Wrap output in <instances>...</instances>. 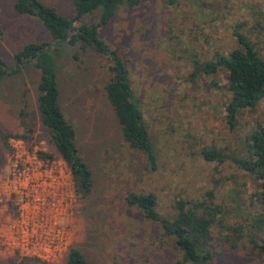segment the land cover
<instances>
[{
  "label": "rangeland",
  "instance_id": "1",
  "mask_svg": "<svg viewBox=\"0 0 264 264\" xmlns=\"http://www.w3.org/2000/svg\"><path fill=\"white\" fill-rule=\"evenodd\" d=\"M43 1L60 15L70 14V0ZM11 3L0 0V60L7 69L13 66L12 55L25 43L50 42L39 23L15 14ZM234 31L264 61V0H173L172 4L142 0L132 10L120 7L99 29L100 39L126 63L156 154L154 172L147 170L140 152L119 138L102 91L108 78L107 62L62 46L55 63L59 103L74 128L79 156L92 172V191L86 200L75 194L69 170L40 123L39 72L28 64L3 76L0 230L5 231L16 216V197L7 184L15 141H21L29 154L52 156L44 161L60 174L72 201L66 215L57 220L66 240L49 259L20 257L0 239V264H64L71 247L91 264H173L180 254L172 242L161 235L155 222L144 220L134 207L127 206L124 197L129 192L153 193L156 211L164 215L170 213L173 201L201 200L207 191L220 206L218 218L225 229L211 228L212 257L206 264H264V218L255 197L258 181L233 162L246 157L245 136L256 124L264 125V96L254 107L240 111L229 130L224 115L229 95L222 73L190 76L194 61L211 62L215 53L227 55L238 48ZM4 135H9L6 146ZM205 151L216 152L223 162L205 160ZM237 226L240 236L232 231Z\"/></svg>",
  "mask_w": 264,
  "mask_h": 264
},
{
  "label": "trees",
  "instance_id": "2",
  "mask_svg": "<svg viewBox=\"0 0 264 264\" xmlns=\"http://www.w3.org/2000/svg\"><path fill=\"white\" fill-rule=\"evenodd\" d=\"M142 0H70L68 16L60 15L43 0H12L11 9L17 15L34 18L50 42H28L12 55L13 66L7 69L0 60V80L30 64L39 72L37 84V109L40 123L46 130L55 153L69 170L74 192L80 200H86L92 191L91 169L79 156L75 145V131L66 120L59 103L55 63L64 45L81 54L89 52L107 62L108 78L102 87L104 98L111 109L121 141L130 149L138 151L150 172L157 169V159L151 138L144 127L138 99L134 96L125 61L116 50L107 46L99 37V29L105 27L120 7L132 10ZM173 0H167L172 4ZM238 48L227 55L215 53L211 62H193L191 77L205 75L214 77L219 72L224 78L228 99L224 104L227 128L234 127L240 111L254 107L264 96V61L259 59L252 46L239 32H233ZM55 44L56 47L51 45ZM75 58V55L73 56ZM214 87L217 88L216 83ZM24 112L21 111L20 116ZM29 133L28 129H25ZM26 133V134H27ZM26 134L21 137H26ZM9 135H4L6 141ZM245 158L233 160L235 166L253 175L258 181L255 197L260 202L264 218V125L256 124L245 136ZM41 159L52 160L50 154L38 152ZM207 161L217 164L223 158L216 152L203 153ZM129 207H134L140 216L155 222L162 236L169 238L179 252L173 264H206L212 254L209 248L210 231L225 229L219 204L207 191L203 199H179L171 204L168 214L156 211L157 200L153 193L129 192L124 197ZM260 220H263L260 218ZM233 233L240 236L239 226ZM261 248L264 250V241ZM64 264H91L76 248H69Z\"/></svg>",
  "mask_w": 264,
  "mask_h": 264
},
{
  "label": "built area",
  "instance_id": "3",
  "mask_svg": "<svg viewBox=\"0 0 264 264\" xmlns=\"http://www.w3.org/2000/svg\"><path fill=\"white\" fill-rule=\"evenodd\" d=\"M13 144L15 161L7 184L16 197V216L0 230V239L20 257L46 260L66 240L57 220L66 215L72 197L45 159L26 152L21 141Z\"/></svg>",
  "mask_w": 264,
  "mask_h": 264
}]
</instances>
